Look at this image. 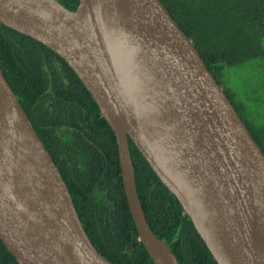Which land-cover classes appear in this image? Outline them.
Returning <instances> with one entry per match:
<instances>
[{"label": "water", "instance_id": "1", "mask_svg": "<svg viewBox=\"0 0 264 264\" xmlns=\"http://www.w3.org/2000/svg\"><path fill=\"white\" fill-rule=\"evenodd\" d=\"M0 22L64 58L98 103L155 264L181 263L146 218L130 138L218 264H264V151L162 0H0ZM0 239L19 264H115L1 66Z\"/></svg>", "mask_w": 264, "mask_h": 264}, {"label": "trees", "instance_id": "2", "mask_svg": "<svg viewBox=\"0 0 264 264\" xmlns=\"http://www.w3.org/2000/svg\"><path fill=\"white\" fill-rule=\"evenodd\" d=\"M75 10L80 0H59ZM196 44L224 87L226 67L264 60V0H162ZM0 66L58 164L84 227L115 264H155L133 219L117 138L73 68L35 38L0 22ZM264 151L263 122L245 119ZM139 197L146 218L181 264H218L179 199L164 185L130 138ZM0 264H19L0 239Z\"/></svg>", "mask_w": 264, "mask_h": 264}, {"label": "rangeland", "instance_id": "3", "mask_svg": "<svg viewBox=\"0 0 264 264\" xmlns=\"http://www.w3.org/2000/svg\"><path fill=\"white\" fill-rule=\"evenodd\" d=\"M222 83L235 101L243 106L245 119L263 122L264 60H254L240 67H226Z\"/></svg>", "mask_w": 264, "mask_h": 264}]
</instances>
